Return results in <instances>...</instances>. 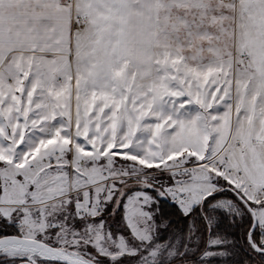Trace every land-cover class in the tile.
<instances>
[{
	"label": "snow or ice",
	"instance_id": "6c2138e0",
	"mask_svg": "<svg viewBox=\"0 0 264 264\" xmlns=\"http://www.w3.org/2000/svg\"><path fill=\"white\" fill-rule=\"evenodd\" d=\"M0 264H264V0H0Z\"/></svg>",
	"mask_w": 264,
	"mask_h": 264
}]
</instances>
